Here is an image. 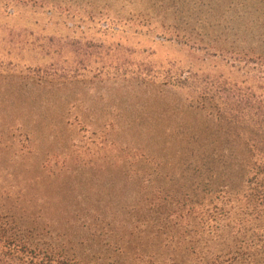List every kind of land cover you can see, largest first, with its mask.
<instances>
[{"label":"rangeland","instance_id":"1","mask_svg":"<svg viewBox=\"0 0 264 264\" xmlns=\"http://www.w3.org/2000/svg\"><path fill=\"white\" fill-rule=\"evenodd\" d=\"M263 8L0 0V205L110 216L144 181L171 183L219 152L216 97L264 99V75L234 62L263 32Z\"/></svg>","mask_w":264,"mask_h":264},{"label":"trees","instance_id":"2","mask_svg":"<svg viewBox=\"0 0 264 264\" xmlns=\"http://www.w3.org/2000/svg\"><path fill=\"white\" fill-rule=\"evenodd\" d=\"M260 16L263 32L234 62L264 75ZM216 99L221 150L196 155L171 183L144 181L119 208L108 204L110 216L84 209L56 221L51 202L42 216L35 202L27 216L0 205V264H264V99Z\"/></svg>","mask_w":264,"mask_h":264}]
</instances>
